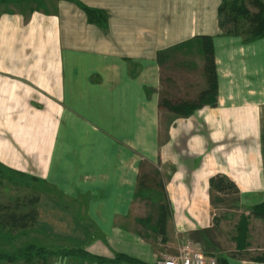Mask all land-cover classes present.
<instances>
[{"label":"crops","instance_id":"obj_1","mask_svg":"<svg viewBox=\"0 0 264 264\" xmlns=\"http://www.w3.org/2000/svg\"><path fill=\"white\" fill-rule=\"evenodd\" d=\"M170 2L0 0V161L39 176L47 187L31 229L71 249L156 264L190 241L230 264H264V220L253 214L264 204V37L224 34L221 0ZM78 3L105 10L107 24ZM204 36L216 104L187 117L161 109L208 88ZM219 175L237 192L213 188Z\"/></svg>","mask_w":264,"mask_h":264},{"label":"trees","instance_id":"obj_2","mask_svg":"<svg viewBox=\"0 0 264 264\" xmlns=\"http://www.w3.org/2000/svg\"><path fill=\"white\" fill-rule=\"evenodd\" d=\"M228 0H223L222 5L219 7V25L221 30L226 35H236L245 36L246 41H255L264 37V1L263 0H250L252 3L258 7V12L252 14L246 6V1L248 0H234L231 3ZM81 9L86 13L88 20L92 24H98L105 26L107 24V16L104 12L89 8L83 4L78 3ZM241 21L243 23H241ZM230 24H233L234 29L228 28ZM239 27H248L244 34L239 31ZM203 41V51L205 58V75L208 81V88L203 91L198 100L195 102L191 101H165L160 105L161 109L166 108L178 115L188 116L196 112L198 109L202 108L207 102L216 104V97L218 93V78H217V67L215 62L213 39L211 36L202 37ZM210 184L213 188H216L221 193L237 192V187L225 176H216L210 180ZM146 180L141 183V188L146 187ZM162 187V186H161ZM168 200V199H167ZM39 201V197L32 199L31 204L35 205ZM168 205V202H166ZM169 206H161V220L160 227L161 232L164 234L166 229V219L170 213ZM253 214L264 220V204L256 206L253 209ZM37 217V211L33 210L27 214L16 217L15 215L9 216V220L15 225L21 224V227L27 226V219L34 221ZM33 257H42L45 260L48 257H58V258H75L81 260H87L89 262H95L98 264H144L139 260L128 256L118 254L113 259L91 255L83 249H70V250H60V251H48L42 247L28 246L24 249H20L15 253H0V259L2 260H16V259H27L30 260ZM264 260V258H262ZM220 264H230L226 259H221Z\"/></svg>","mask_w":264,"mask_h":264},{"label":"rangeland","instance_id":"obj_3","mask_svg":"<svg viewBox=\"0 0 264 264\" xmlns=\"http://www.w3.org/2000/svg\"><path fill=\"white\" fill-rule=\"evenodd\" d=\"M167 1L169 2V0ZM194 1L195 3H199L201 0H194ZM232 1L234 0H228L227 2L231 3ZM190 2H193V0H171V2L169 3V7L171 4L172 9L174 8L177 9L179 7V4H181V7L184 8ZM222 3L223 0H221L219 7L222 5ZM246 6L252 14L257 13L259 10L258 7L255 6L250 0L246 1ZM101 12H104L108 19V13L105 10H101ZM218 20L220 21V18ZM241 23L243 22L241 21ZM94 25L99 27L98 24H94ZM228 28H231L232 30L235 27H233V24H230ZM247 28L248 27H239V31L244 34ZM192 58L194 60H197L196 57L195 58L192 57ZM194 60L192 61L194 62ZM210 100L211 99H209V102ZM36 103L40 105L41 100L37 99ZM39 110L40 109L38 108L37 111ZM168 114L173 119V116L170 113H165L166 116H168ZM181 122L182 121H179L177 124H180ZM171 124L172 125L174 124L173 120L172 121L170 120L162 125V139L164 138V141L168 136L169 133L168 129H169V125ZM30 130L32 129L29 128L23 129V133ZM179 133L180 132L177 131L176 135H179ZM9 162L10 163L7 164H4L3 162L0 163V253L12 254L28 246L42 247L48 251H54V252L60 250H70L73 247H77L78 245L76 243H69L68 241L62 242L57 239L46 237L43 234H39V233L37 234L33 232L31 229L33 227V220L31 219L26 220L27 222L26 227H21L20 223L19 225L14 226L12 221L9 220L8 217L11 215L20 217L21 215L31 212L33 208L35 209V206L31 204L32 199H35L36 197H40L42 189L47 187L46 185L44 187L43 182L41 181L38 175L36 174L34 175L29 172L25 173L23 171H18L14 167L13 160ZM149 195L150 196L154 195V192H150ZM154 203L152 200L150 209L146 208L145 212L150 211L149 212L150 215H152L154 212L156 213L158 207L157 204ZM152 205L156 207L153 208ZM74 249H82V248H74ZM53 258L55 257H48L46 260L45 258L42 257H33L30 260L21 258L12 261L0 259V264H54V262L57 261H55V259Z\"/></svg>","mask_w":264,"mask_h":264},{"label":"built area","instance_id":"obj_4","mask_svg":"<svg viewBox=\"0 0 264 264\" xmlns=\"http://www.w3.org/2000/svg\"><path fill=\"white\" fill-rule=\"evenodd\" d=\"M86 264L98 263L89 262ZM156 264H220V260L217 257L205 256L190 241H182L177 245L175 254L161 253Z\"/></svg>","mask_w":264,"mask_h":264}]
</instances>
